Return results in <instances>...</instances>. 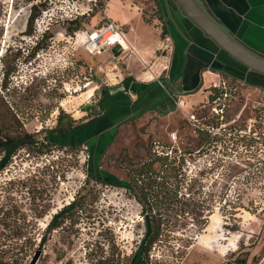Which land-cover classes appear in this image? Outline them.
<instances>
[{"label": "rangeland", "instance_id": "obj_1", "mask_svg": "<svg viewBox=\"0 0 264 264\" xmlns=\"http://www.w3.org/2000/svg\"><path fill=\"white\" fill-rule=\"evenodd\" d=\"M32 5L0 0V96L5 62L17 69L0 100V139L33 133L51 144L43 153L20 149L0 170V264H139L147 227L128 181L155 151L177 158L178 179L203 173L216 197L208 227L164 231L150 264H264V89L211 70L197 91L181 90L172 82L173 41L159 0H54L29 23ZM122 15L127 23L117 20ZM108 18L149 54L133 67L157 95L132 114L115 96L139 100L122 82L127 59L87 49L86 33ZM46 31L53 37L44 39ZM39 41L45 48L35 52ZM76 199L83 209L41 243L52 216ZM238 200L243 207L234 208Z\"/></svg>", "mask_w": 264, "mask_h": 264}, {"label": "trees", "instance_id": "obj_2", "mask_svg": "<svg viewBox=\"0 0 264 264\" xmlns=\"http://www.w3.org/2000/svg\"><path fill=\"white\" fill-rule=\"evenodd\" d=\"M28 1L33 3L29 23H33L37 18L41 17L43 12L48 11L51 8V4L54 3V0ZM72 23L77 24L78 19L73 20ZM165 32L169 34L168 25ZM32 33L33 31L31 30L30 34ZM43 37L44 39H49L53 36L46 31ZM42 48H45V45H42V42L39 41L33 50L36 52ZM20 55L21 50L17 49V56ZM4 65H6L5 72L3 73V81L1 82L4 91L0 96V100L2 101L7 98L9 91V83L6 79H10L17 72L16 67H9L7 62ZM245 68L248 69L247 67ZM226 74L228 75L229 73L226 72ZM235 77L241 79L238 76ZM250 85L264 89L263 85ZM133 90L135 91V89ZM204 137L207 141L212 138L209 135H205ZM50 144V139L41 141L38 135L33 133H25L23 137L18 138L9 136L2 137L0 139V151L2 153L0 170L7 168L12 162L14 155L20 149L28 147L37 149L43 153ZM77 146L72 145V147ZM176 161L177 158L170 159L169 155L162 156L158 151H155L149 162H145L132 170L133 179L128 181L129 189L142 208V216L147 227V234L142 242L138 255L139 264H150L149 251L154 244L161 241L160 237L164 231H172V228L182 226V230L192 228L194 232L201 234L210 223V216L213 213L216 197L214 190L206 186L207 179L204 178L203 173H197L192 178H187L185 175L182 179H178L179 169L177 166H174ZM183 161L184 156L182 155V163ZM103 180L108 183L111 182V178L109 177ZM241 184L244 185L243 182ZM241 189L242 187L239 190ZM239 200L231 202L234 208L243 207ZM82 209L83 205L76 199L70 205L65 206L60 212L54 214L46 227V234L43 235L41 243L46 242L47 237L62 226L71 212L74 213L73 211ZM189 240L192 241L190 242L191 244H194V238L190 237ZM236 262L237 264H247L248 261L247 259H242Z\"/></svg>", "mask_w": 264, "mask_h": 264}, {"label": "crops", "instance_id": "obj_3", "mask_svg": "<svg viewBox=\"0 0 264 264\" xmlns=\"http://www.w3.org/2000/svg\"><path fill=\"white\" fill-rule=\"evenodd\" d=\"M160 1L164 5L163 13L169 24V37L173 41L171 51L172 82L181 90L185 93L197 91L204 81L208 83L211 80L212 77L207 74L204 75L205 71L211 72V70L225 75H227V72L229 78L249 86H252L250 84L264 86V75L245 69L241 64L230 58L226 52L220 49L213 40L207 37L183 14L174 0ZM202 1L214 17L240 41L254 52L264 56V0ZM117 18V20L122 19L124 23L129 21V18L123 15ZM130 43L136 49V55L128 57V52L118 47L108 48L103 54L113 57L120 64L127 59V69L131 71L126 78L122 79V82L125 81L123 83L125 86H131L135 89L139 95V100L132 103L124 93H118L115 96L118 102L127 105L128 109L126 110L130 112L129 114H132L133 111L136 112L146 107L149 104L147 101L150 100L149 102H151L157 93L154 95V83L144 77L145 72L139 73L133 67L134 62L143 64L144 58L149 55L142 52L145 51L143 42L135 40V45L139 50L131 41ZM116 53L121 54L117 57ZM234 75L241 79H237Z\"/></svg>", "mask_w": 264, "mask_h": 264}, {"label": "water", "instance_id": "obj_4", "mask_svg": "<svg viewBox=\"0 0 264 264\" xmlns=\"http://www.w3.org/2000/svg\"><path fill=\"white\" fill-rule=\"evenodd\" d=\"M183 14L220 49L249 70L264 75V56L247 47L208 10L202 0H174Z\"/></svg>", "mask_w": 264, "mask_h": 264}, {"label": "built area", "instance_id": "obj_5", "mask_svg": "<svg viewBox=\"0 0 264 264\" xmlns=\"http://www.w3.org/2000/svg\"><path fill=\"white\" fill-rule=\"evenodd\" d=\"M87 39V49L93 55H102L104 51L108 48L118 47L123 51H129L130 53H137L136 49L131 45L130 41L127 38L123 27L118 22L108 18L101 27L97 28L92 32H88ZM109 37H106L107 35ZM123 41H127L128 49L123 44ZM226 81L223 82L224 89H226ZM229 97L228 91L221 96L218 97L219 101V108H216V112L219 115L220 113L218 110L223 112L225 107V101ZM217 102V101H216Z\"/></svg>", "mask_w": 264, "mask_h": 264}, {"label": "bare ground", "instance_id": "obj_6", "mask_svg": "<svg viewBox=\"0 0 264 264\" xmlns=\"http://www.w3.org/2000/svg\"><path fill=\"white\" fill-rule=\"evenodd\" d=\"M110 35L108 34L106 37H109ZM123 44L125 45V47L128 49V43H127V41H123ZM145 64H146V62L145 61H143ZM151 79L154 77V74H153V72H151Z\"/></svg>", "mask_w": 264, "mask_h": 264}]
</instances>
